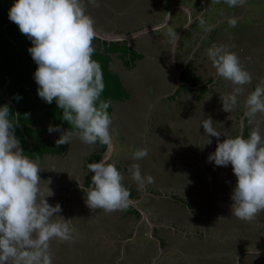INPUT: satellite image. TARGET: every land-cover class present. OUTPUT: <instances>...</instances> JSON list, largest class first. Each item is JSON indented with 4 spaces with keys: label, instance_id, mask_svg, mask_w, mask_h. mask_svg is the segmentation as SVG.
I'll use <instances>...</instances> for the list:
<instances>
[{
    "label": "crops",
    "instance_id": "0c3cea01",
    "mask_svg": "<svg viewBox=\"0 0 264 264\" xmlns=\"http://www.w3.org/2000/svg\"><path fill=\"white\" fill-rule=\"evenodd\" d=\"M159 1L99 0V7H94L84 0L95 30L114 40H100L101 51H109L110 71L121 78L125 95L111 100L114 151L106 162L122 173V184L128 188L132 204L110 214L91 209L86 204L87 191L92 187L88 165L102 160L107 148L104 151L99 143L84 144L75 137L70 143L57 145L61 134L72 129L59 126L61 132L50 133L49 125H58L44 123L47 150L40 157H27L42 167L41 186L46 187L50 181L54 195L48 197V202L61 206L56 214L61 217L55 219H70L72 229L69 242H51L53 264H84L79 255L91 256L98 248L94 239L100 237L101 224L104 238L112 242L113 264H142L150 256L152 244L159 246L161 253L169 244L182 246L180 251L185 255L198 248L203 264H264V212L251 221L232 216L231 195L237 178L231 165L208 162L218 140L209 137L211 144H207L209 138L201 124L203 119L211 118L221 132L233 136L247 137L253 125L264 131V115H257L252 124L245 117L244 96L239 97L234 111L223 110L221 96L231 94L233 85L216 74L206 51L223 44L239 55L252 75L244 95L264 83V6L255 8L246 2L233 9L220 7L221 14H215L217 18L203 32L202 39L200 24L198 30L194 25L201 16L208 23L209 16L198 13L193 0H161L158 6ZM173 6L174 13L160 32L152 29L133 36L144 33L148 25L163 23ZM229 17L238 18L241 30L226 39L218 33L223 31L222 24L229 27ZM245 25L251 27L244 30ZM168 29L177 34L175 43L167 38ZM114 46L117 49L112 50ZM122 47L129 50L121 51ZM201 50L204 54L197 56ZM130 54L140 57L132 59ZM127 59L130 62L126 63ZM15 134L22 141V135ZM226 138L222 135L219 142ZM140 148L147 149L148 156L134 160ZM133 164H139L142 174L153 178L152 183L140 188L129 172ZM222 240H229L235 247L219 244ZM132 241L137 244L136 251L128 246ZM117 242H122L123 252L115 260ZM196 242L201 245L197 247ZM217 254L225 256L213 258Z\"/></svg>",
    "mask_w": 264,
    "mask_h": 264
},
{
    "label": "clouds",
    "instance_id": "9594fccd",
    "mask_svg": "<svg viewBox=\"0 0 264 264\" xmlns=\"http://www.w3.org/2000/svg\"><path fill=\"white\" fill-rule=\"evenodd\" d=\"M99 7V0H87ZM229 8L243 7L246 0H215ZM8 18L16 24L32 46L28 49L37 68L34 80L38 96L46 103L55 101L62 111L61 119L72 130L63 132L57 145L70 143L73 137L84 144L112 147L110 102L100 99L104 88L101 65L92 59L93 40L97 33L95 21L88 14L84 0H14ZM191 23V21H189ZM199 23L205 26L201 17ZM230 28L238 25L237 17L227 20ZM167 21L153 25L160 32ZM207 31V28H205ZM166 36L173 43L177 34L168 29ZM216 74L233 85L231 94L222 95L223 110L232 112L244 96V115L249 123L264 115V83L244 95L245 86L252 83L251 73L242 65L239 55L223 44L207 50ZM19 98V97H18ZM8 105H0V264H53L50 254L52 241L72 239L70 219H55L60 204H49L53 190L41 186L42 167L24 155L21 140L15 134V124ZM206 135L216 137V150L208 156L215 166H232L237 178L231 199V214L242 221H251L264 212V131L253 125L247 137L221 132L211 118L203 119ZM48 131L61 132L49 125ZM224 135L227 138L219 142ZM207 144H211L209 138ZM148 151L140 148L133 159L147 158ZM92 187L87 191L86 204L105 213L122 211L131 204L130 192L122 184L123 175L105 159L88 165ZM140 188L153 181L142 174L139 164L129 169Z\"/></svg>",
    "mask_w": 264,
    "mask_h": 264
},
{
    "label": "trees",
    "instance_id": "16d2710c",
    "mask_svg": "<svg viewBox=\"0 0 264 264\" xmlns=\"http://www.w3.org/2000/svg\"><path fill=\"white\" fill-rule=\"evenodd\" d=\"M13 2L14 0H0V90L4 91L5 98L9 99L17 110L15 112V109L9 106V101L3 98L1 92L0 105H8L10 107V118L17 124L15 133L22 135L21 146L24 147L25 155L37 158L47 150L45 146L47 141L44 138L43 123H39L40 126L38 124L36 128L30 127V117H27L28 96L30 94L33 99L36 97L35 102L37 105L33 112L39 113L38 115L49 117L51 123H55L61 127L71 128V126L67 122L62 121V111L57 107L55 101H53L52 104H48L38 96V85L34 80V72L37 68L36 63L33 61L34 66L23 64L25 70H19L20 63L24 61L22 59H25L24 56L27 57V55L30 54L28 49L32 44L31 41L19 31L18 26L13 22L11 23L8 18V11ZM6 24L7 27H5ZM93 41L99 44L94 47L95 51L92 59L101 65L105 84L100 99L105 102H110V107L108 109L110 114L111 100L121 97L123 94L125 95V90L120 81L114 79L115 74L109 69V51H101L99 38H95ZM29 78H31L32 81ZM118 90H120V92ZM21 120L24 126L22 125L20 128L18 125ZM26 130H28L30 135L27 134L28 136H24L23 132L26 134ZM29 136L32 137L31 142L28 141V139H30ZM102 146L105 151L107 146Z\"/></svg>",
    "mask_w": 264,
    "mask_h": 264
},
{
    "label": "rangeland",
    "instance_id": "374dc122",
    "mask_svg": "<svg viewBox=\"0 0 264 264\" xmlns=\"http://www.w3.org/2000/svg\"><path fill=\"white\" fill-rule=\"evenodd\" d=\"M177 1L181 2V1H185V0H177ZM188 1L190 2L191 0H188ZM193 1L195 2L196 9H198V13H200V14H202V13L204 14L205 13L204 17L205 16L206 17L209 16V22L206 23L204 27H202L200 25L202 31L200 32L199 38L203 39V32L205 31V28H211V25H210L211 21L213 19L215 20L217 18L215 16V14H221L220 11H219L220 7L227 6V5L222 3V2L221 3H216L215 0H210V1H208V0H205V1L204 0H193ZM146 2L153 3V2H151V0H146ZM246 2L248 4V6H252V4H254L255 8L264 6V0H246ZM161 4H162V1L160 0L158 2V6L161 5ZM172 9H173V7L170 8V11H172ZM230 9H233V8H230ZM167 15H168V13H167ZM160 17L161 16H158L159 20H160ZM153 18H156V17H153ZM150 19H151V17H150ZM154 22L158 23L157 20L154 21ZM199 24L200 23L198 21V24L194 25V27H196V30H198ZM149 26H152V25H148V27ZM238 26H239V23H238V25L235 28H230V27L226 28L225 25L222 24L221 28H223V31H220L218 34H219L220 37H223V38H226V39H230V38H232L233 36L236 35L238 30H241V27H238ZM250 27H251L250 25H245V26H243V29L247 30ZM250 31H251V34L256 33V30H250ZM208 33L205 34V36H208ZM93 47H96V45L93 46ZM115 49H117V48L114 46L112 48V50H115ZM125 50L126 51L129 50V48H127V47H122L121 48V51H125ZM203 54H204V52L201 50L199 53H197V56H200V55H203ZM130 55H131L132 59H134V56H136L138 58L140 57V55H136V54H130ZM24 57H25V59L24 58L22 59L24 61H22V63H20V67H19V70H23V71L25 70V68L23 67V64L27 65V66H29V65L34 66V63H33V60H32V57H31L30 54H28L27 57L26 56H24ZM109 58H110V63H111V57H109ZM127 61L130 62L129 59L125 60L126 63H127ZM27 62H28V64H27ZM109 69H110V65H109ZM29 79L32 81L31 78H29ZM114 79L120 81V83L122 82L121 78L119 76H117V75H114ZM118 91L120 92V90H118ZM0 92L2 93L3 98L6 99L5 95H4V91L0 90ZM6 100L9 101V99H6ZM35 101H36V97H34V99H33L32 95L30 94L28 96L27 117H30V124H31L30 127H32V128H36V126H38L39 123H43L44 124V123H46L48 121L51 122V120H49L50 119L49 117H45L44 115L43 116L42 115H38L39 113L37 114L36 112H33L36 109V105H37V103ZM8 104H10L9 106H12L13 109H15V112H16L17 108H15V105H13L10 101H9ZM22 125L24 126V124H23V122L21 120L20 124L18 125V127H20ZM39 126H40V124H39ZM29 131H31V130H29ZM23 134H24V136H26L27 134L30 135L28 130H26V134L24 132H23ZM22 148H24V147H22ZM155 216L156 215H154V217ZM120 225L123 226L124 224L121 223ZM102 231H104L103 224L100 225V233H99L100 237L97 238V239H94L98 248H95L92 251L93 254H91V256H88L85 253L79 255V260H81L83 258L84 264H99L98 263L99 259H101V261H103L102 263L100 261V264H113L112 263L113 259H112V256H111V253H112L111 252V250H112V242H111V240L109 238H104L105 234H103ZM166 237L169 238V242H170L171 238L169 236H166ZM133 242L134 241H132V244H130L128 246L132 247L133 251H136L138 249V248H136L137 244H136V242L135 243H133ZM137 242L139 243V241H137ZM226 243H228V244L230 243V245H228V246H232L233 245L235 247V245L232 244L229 240H222V242L219 243V244L223 245V244H226ZM196 245H197V247H199L201 244L196 242ZM181 247L182 246L176 247L175 245L173 246L172 244H169L165 248H163V252L161 253V250L159 249V246H155L154 244H152V245L149 246V251H148V254H150V256L147 257V260L145 259L146 263L143 262L142 264H203L202 263V260H203L202 256L203 255L200 254L201 250H199L198 248L197 249L193 248V249H191V251L189 252L188 255H185V253L183 251H180ZM85 250L88 251L87 248H85ZM99 250H100L101 254L99 253ZM121 252H123L122 242H117L116 243V252H115V256H114L115 260L121 258L120 257L121 256ZM98 254H100V255H98ZM227 255H229V254H227ZM222 256H225V255L224 254H217V255H214L213 258L222 257ZM87 257H89L90 261L87 259ZM149 259H150V261H149ZM110 260H112V261L110 262ZM215 263H217V262H215ZM114 264H119V263H115L114 262ZM121 264H124L123 261H121Z\"/></svg>",
    "mask_w": 264,
    "mask_h": 264
},
{
    "label": "water",
    "instance_id": "95a60500",
    "mask_svg": "<svg viewBox=\"0 0 264 264\" xmlns=\"http://www.w3.org/2000/svg\"><path fill=\"white\" fill-rule=\"evenodd\" d=\"M175 8V6H173V9H172V11H169V13H168V15H167V17H166V19H165V21H167V23H168V20H169V18H170V16L174 13V9ZM193 20V18H192V16L190 15V21H192ZM12 23V22H11ZM166 26H167V24H166ZM165 26V27H166ZM5 27H7V24L5 25ZM153 29V26H149L146 30H144L145 32L144 33H142L143 31H141V32H138V33H136L135 35H133L134 37L138 34V35H141V34H145V33H147V32H149V31H151ZM96 33H97V38H99L100 40H103V41H106V42H112V41H114V40H112L111 38H107V37H105V35L104 34H101V33H99V31H96ZM113 151H114V141H113V143H112V147H111V149H109L108 147H107V150H106V152H105V154H104V157H103V159H105V160H107L111 155H112V153H113Z\"/></svg>",
    "mask_w": 264,
    "mask_h": 264
}]
</instances>
